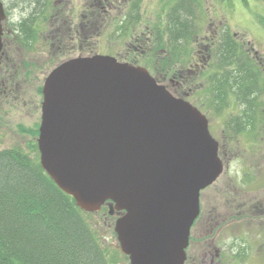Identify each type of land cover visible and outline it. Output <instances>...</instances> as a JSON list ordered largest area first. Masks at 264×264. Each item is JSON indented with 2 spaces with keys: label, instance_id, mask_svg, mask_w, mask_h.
<instances>
[{
  "label": "water",
  "instance_id": "water-1",
  "mask_svg": "<svg viewBox=\"0 0 264 264\" xmlns=\"http://www.w3.org/2000/svg\"><path fill=\"white\" fill-rule=\"evenodd\" d=\"M5 19L0 1L1 22ZM41 166L83 211H125L115 232L130 264H184L199 194L223 171L207 118L143 68L77 60L43 89Z\"/></svg>",
  "mask_w": 264,
  "mask_h": 264
},
{
  "label": "rangeland",
  "instance_id": "rangeland-1",
  "mask_svg": "<svg viewBox=\"0 0 264 264\" xmlns=\"http://www.w3.org/2000/svg\"><path fill=\"white\" fill-rule=\"evenodd\" d=\"M91 1L93 0H72L69 17L71 18L72 14L76 17L82 13L83 5ZM176 1L177 0H107V5L102 9L96 5L99 12L91 20L94 31L105 32L111 30L110 35H104L105 37L99 39L97 42V52L101 51L100 54L102 55L112 54L123 62L136 63L147 67L151 71V74H153L159 82H162L161 84L166 86L169 85L168 83L171 76L180 70H185L189 66V63H192L194 58H197L196 55H201L200 59L203 61V65H205L208 50L206 48L207 46L203 43L209 38V36L214 35L217 30L221 31L222 29H229L232 32L231 34L236 33L239 36L238 40L245 43L247 42L251 45L254 44L255 48L259 51H257L258 55L260 54V57H262V59L264 58L263 1L232 0V5L227 7L222 4L220 0H198L201 3L199 6L205 10V13L196 18L197 21L192 27L191 34L189 35L188 33L187 39L183 40V42L186 43L183 50L180 49L175 54H172L171 51L173 50V47L169 43V35L172 34L170 30L171 27L168 25L169 17H171V13L173 12L172 26L185 17V15L181 14V6L173 7ZM4 2L6 5L5 8L8 9V19H10V23L6 28L14 30V28H16L14 26H18V22L21 18L25 17L27 13L31 11L28 10V12H25V10L29 9L31 6L18 5L19 7L15 11L14 7H11L12 3ZM55 2L56 5H59L64 3V0H55ZM193 6L195 9L199 8L195 3ZM37 8V5L32 6V14L29 15L30 18L35 19L37 15V12L35 11L37 10L39 12ZM198 11L199 10H196V13H198ZM53 13L58 14L55 16L52 15L53 18L45 34V38L48 39L54 37L53 29L57 24L56 18H62V13H59L56 10H54ZM27 17L28 16H26V18ZM65 18L66 17L64 16V20ZM160 38H162V40H159ZM8 41L9 50L13 53L18 47L24 46L19 42L17 43L14 39H9ZM38 42H41L40 36L39 40L36 41L34 45ZM130 42L137 45L136 51L134 47L130 45ZM158 42L160 43L157 44ZM160 46L163 47V50ZM46 51L47 49L42 47L41 42L39 46L32 48L28 51L29 54H26V59L27 56L30 58L33 57L36 62V64H34V72H32L34 76L28 72V76L30 78L33 77L35 82L37 79L41 82L42 72H50L54 67L52 64V58H49V54L46 55ZM253 52L255 54L254 50ZM15 54L17 57L21 56L20 54ZM43 54H45V56ZM47 60H49V63L51 64L49 67L43 63ZM261 63L264 66V59ZM208 65L209 64L206 66ZM203 70L202 73L198 72L190 76V79H194V84L192 83L193 86L190 84L192 91L188 93L187 99L195 106L201 108V111L208 116L207 118L210 120V124H213L212 132L215 135V138H217V140L226 138V141H230L228 144L230 150L234 153H238L237 156H235V154L232 155L233 161L230 165V171L226 170V173H231L232 170H238L240 164L249 163L252 154L250 152L252 149L251 144L253 142L256 143L257 147H262L260 145L264 143V123L261 126H257L259 130L254 139L250 133H242L243 135H237L229 140L226 136V133L228 132L227 124L229 117L226 115L219 116L220 114H215L213 111L211 113L207 107L208 100L206 96L208 94L209 86V79H207L208 68L204 72ZM31 88H34V86H31ZM188 89L189 88L186 85V91ZM171 93L173 94V92ZM28 99L32 100L31 103L33 105L36 104L35 102H37L38 105L40 104L37 88L30 91L27 97L23 98L19 103H15L16 106L13 109L5 108L6 111L4 110V112H6V115L4 112L3 114H0V136H4L0 141V146L3 148H8L15 143L29 142L32 138L29 132L37 129V123H40L39 117L41 110L38 113L35 111L31 112V115L28 114L27 112L29 109L21 107L22 101ZM205 103H207V105ZM232 112L235 114L237 113L235 109H233ZM215 126L217 127L214 128ZM22 131H24L25 134H22ZM263 157V155L256 156L253 158V163H255V160L257 159L256 163L261 164L262 161L259 158ZM103 211L101 213L93 214L91 218L93 221L100 223V240L106 243L107 247L112 249L110 253L113 264H130L126 257L125 259H122L120 255L114 252L115 248H119L118 239L114 232L117 219L115 216H111L108 210L105 214ZM228 235H230V230L228 231ZM253 244L256 246H253ZM253 244L250 236L247 237V245L239 241L241 249H244L242 250L243 252L247 251L250 253L261 254L263 249L260 244ZM223 264L228 263L223 262ZM237 264H264V261L263 259L258 258L253 260L250 257L247 261H242Z\"/></svg>",
  "mask_w": 264,
  "mask_h": 264
},
{
  "label": "trees",
  "instance_id": "trees-1",
  "mask_svg": "<svg viewBox=\"0 0 264 264\" xmlns=\"http://www.w3.org/2000/svg\"><path fill=\"white\" fill-rule=\"evenodd\" d=\"M7 1L13 7L30 5V14L32 6H38L37 14L47 7L44 0ZM194 3L201 4L198 0H177L174 5L181 6L185 17L170 29L172 54L179 50L178 36L190 35L196 18L205 13L200 6L195 9ZM231 33L222 29L220 41L219 37L211 41L212 70L218 63L221 74L210 92L218 96L217 100L212 99L217 112L227 109L237 112L227 115L226 134L232 138L253 131L260 124L258 120L263 121L264 100L260 95L264 92V79L246 45L238 42L232 51ZM229 94L236 98L227 100ZM92 215L81 211L44 172L36 143L30 140L0 147V264H113L112 249L100 240V223L93 221ZM114 252L125 259L119 249Z\"/></svg>",
  "mask_w": 264,
  "mask_h": 264
},
{
  "label": "flooded vegetation",
  "instance_id": "flooded-vegetation-1",
  "mask_svg": "<svg viewBox=\"0 0 264 264\" xmlns=\"http://www.w3.org/2000/svg\"><path fill=\"white\" fill-rule=\"evenodd\" d=\"M96 5L102 9L107 5V0H93L83 5L82 13L76 17L74 14L71 15L77 24L74 35L64 34L61 19L56 18L57 24L53 29L54 37L52 39L45 38V34L53 16L58 14L53 13L55 9L48 14L41 12L36 15L35 19L30 18L31 14H29L27 19L34 24L31 27L14 26L16 27L14 30L6 28L10 23V19L7 17L3 24L0 51V114H3L4 110L6 111L5 108L13 109L16 106L15 103L17 104L27 97L34 88L38 89L39 103L41 102L42 81L37 79L35 82L33 77L28 76L29 70L24 67L26 64L36 63L33 57L27 56L26 59V54H29L28 51L32 49L27 46L30 41L36 42L40 36L42 47L47 49L46 55L49 54V58L54 59L62 52H67L66 54L73 55L75 58L86 57L97 52V42L99 39H103L104 35H110L111 30L94 31L91 20L99 12ZM12 6L14 5L12 4ZM78 17L83 18L85 22L78 23ZM74 31L71 32L74 33ZM80 32L83 33L84 38L78 41L76 37ZM215 37L218 35H212L203 43L207 46L208 53L211 41ZM9 39H14L24 46L18 47L13 53L9 50ZM41 42H38L36 47ZM233 43H237L236 35L232 36L231 44ZM130 45L134 47L135 51L137 50L135 43L130 42ZM15 53L21 56L17 57ZM43 55L45 56V54ZM196 56L197 58H194V61L189 63L184 71L176 72L171 76L168 86L165 85L167 88L170 87L168 89L173 92L175 97L187 99L188 93L192 91L190 84H194V79H190V76L198 72L202 73L203 69V72L207 69L206 65L209 64L211 56L207 54L205 65L200 59L201 55ZM43 63L49 65V60ZM129 63L136 65V63ZM30 74L34 76L32 72ZM43 74L44 72L41 74L42 77ZM186 85L189 88L187 91ZM14 93H17L16 97ZM31 101L29 99L22 101L21 106L29 109L27 113L30 115L31 112L38 113L41 109L40 104L35 102L36 104L33 105ZM4 114L6 115V112ZM210 127L212 128L213 124H210ZM228 144L226 139L221 140L219 154L224 168L230 171L232 155L237 156L238 153L230 150ZM251 146L252 154L248 164H240L238 170H232L231 173L225 171L217 182L201 192L200 214L191 230L185 264H223V262L237 264L247 261L250 257L253 260L258 258L264 261V157L259 158L262 161L261 164L256 163L257 159L253 163V158L256 156H264V143L260 145L261 148H256L254 144ZM229 230L230 235H228ZM248 236L251 237L252 244H260L263 249L261 254L242 251L244 249H241L239 241L247 245ZM253 246L256 245L253 244Z\"/></svg>",
  "mask_w": 264,
  "mask_h": 264
},
{
  "label": "bare ground",
  "instance_id": "bare-ground-1",
  "mask_svg": "<svg viewBox=\"0 0 264 264\" xmlns=\"http://www.w3.org/2000/svg\"><path fill=\"white\" fill-rule=\"evenodd\" d=\"M71 2H72V0H64V3L59 4V5H56L55 1L53 2L54 9L57 12L62 13L61 14L62 15V18H61L62 19V25H61L62 26V32L64 34H68V35H74L75 34L74 30H75V26L77 25L76 21L72 17L71 18L69 17V15L71 13V9H70ZM72 11H73V9H72ZM64 16L66 17L65 20H64ZM77 20H78V23H81V24L85 22L84 19L81 18V17H78ZM71 22H72V27H71ZM33 24H34V22L31 23L26 17H24L22 19V21H21V26L31 27ZM71 31H74V33L71 32ZM83 38H84V35H83L82 32H80V33L77 34L76 40L80 41ZM34 43L35 42L32 40V41H30L27 44V46L30 47V48H35L36 45H34ZM261 47H262V45H261ZM66 53L67 52H62L60 56L56 57L55 59L52 58V64L54 65V67H53V69L50 72L49 71L47 73H46V71L44 72L43 77H42V79H43L42 80V87L45 86L46 81L50 78V76H52V74L55 71H57L60 68H63L66 65L71 64L72 62L77 61V59L73 55H68ZM34 64H36V63H34ZM34 64L33 65H27L26 64V65H24V67L26 69H28L29 72H34V66H35ZM49 65H51V64L49 63ZM49 65H48V67H49ZM22 67H23V65H22ZM14 96L16 97L17 93H14ZM43 104H44V94H42V98H41V102H40V108H41L40 110L41 111H40V117H39L40 118V123H37L38 126H41V124H42ZM0 132H1V127H0ZM22 134H25V133H22ZM3 138H4L3 135L0 136V140L3 139ZM21 143H25V142H21ZM21 143H17V144L15 143L14 145H18V144H21ZM0 147L3 148L2 146H0ZM114 216H115V218L118 221L123 215L119 216L118 213H114Z\"/></svg>",
  "mask_w": 264,
  "mask_h": 264
}]
</instances>
